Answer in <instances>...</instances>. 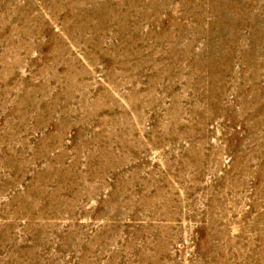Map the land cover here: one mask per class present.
<instances>
[{
	"label": "rangeland",
	"instance_id": "rangeland-1",
	"mask_svg": "<svg viewBox=\"0 0 264 264\" xmlns=\"http://www.w3.org/2000/svg\"><path fill=\"white\" fill-rule=\"evenodd\" d=\"M0 264H264V0H0Z\"/></svg>",
	"mask_w": 264,
	"mask_h": 264
}]
</instances>
